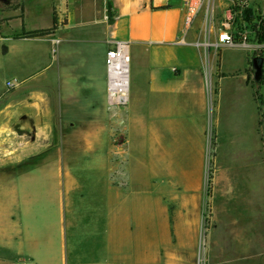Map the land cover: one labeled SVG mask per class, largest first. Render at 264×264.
Masks as SVG:
<instances>
[{
    "label": "crops",
    "instance_id": "0c3cea01",
    "mask_svg": "<svg viewBox=\"0 0 264 264\" xmlns=\"http://www.w3.org/2000/svg\"><path fill=\"white\" fill-rule=\"evenodd\" d=\"M183 19L181 0H0V49L7 81L17 88L7 97L8 117L22 118L26 149L55 151L8 177L47 171L39 200L24 189L21 202H7L5 217L15 223L33 203L40 215L53 207L49 239L5 247L13 257H0V264H37L40 255L54 264H106L113 235L120 245L135 229L140 244L146 227V245L159 242V230L165 239L164 199L183 205L201 196L212 114L214 223L228 227L234 260L252 248L253 259L264 256L263 148L252 94L237 75L248 69L250 53L221 51L209 97L206 56L192 45L201 34L183 33ZM118 41L129 43L130 92L127 106L111 112L105 57ZM192 133L201 143L195 166L176 170L175 149L189 146ZM134 259L159 263L151 251Z\"/></svg>",
    "mask_w": 264,
    "mask_h": 264
},
{
    "label": "rangeland",
    "instance_id": "374dc122",
    "mask_svg": "<svg viewBox=\"0 0 264 264\" xmlns=\"http://www.w3.org/2000/svg\"><path fill=\"white\" fill-rule=\"evenodd\" d=\"M227 5L224 0L216 11V20L214 23L219 22L223 10ZM201 23L197 20L192 28L199 30ZM231 53V52H230ZM235 57H239L240 52H233ZM262 57L264 59V52L250 53V57ZM215 60H210L212 65ZM220 66V60L218 62ZM10 70V69H9ZM8 70V61L5 54H2L0 49V257L12 258L11 252H5L3 249L9 246L16 245L23 242L25 245L36 240L39 245L45 244L49 239L46 228L52 224L53 207L46 206L42 214L35 212L37 207L33 203L29 207V211L21 216L20 219L16 218L14 221L5 219L8 207L7 202L10 198L16 199L17 203L21 202L19 198L26 190L29 198L33 195L40 198L38 181L43 174L46 175V169H40L32 172L31 175L22 177L9 178L10 176L22 172L34 163V158H45L54 156L55 151L44 149H26L24 147V133L22 126V118H9L7 113L8 95L17 92V88L8 86L7 81L11 76ZM253 69L251 62H248V69L239 72L240 77H245L247 88L252 94L255 110L257 115L256 124L259 126L260 142L262 143L263 171L261 172L264 177V63H263V76L259 82H255L253 78ZM214 114L211 118V126L206 125L205 133V160L203 166V179H202V192L197 203L187 202L185 198L183 205L179 200L164 199L168 207V229L167 235L163 239V230L158 231L159 242L150 246L146 245L144 241L147 240L150 234V229L146 228L141 233V243L136 242L135 229L127 231V237L121 238V243L116 244L114 235L111 239L109 255L106 259V264H131L135 261L136 255L142 251H146L153 255H157L159 259L158 264H257V261L264 259L254 258L253 248L248 251L242 252L236 258L233 255V247L230 245V231L228 227L221 222L214 223L213 209L215 205V177H214ZM208 124V123H207ZM240 127L238 126V129ZM32 136V135H30ZM29 135L27 138L30 137ZM187 138V132H186ZM32 140V138L30 139ZM256 138L254 136V140ZM194 142V143H192ZM201 148V143L194 137L192 133L191 144H185V149H175V169H185L188 172L193 166L191 160L194 153ZM36 184V185H35ZM125 182L121 181L124 186ZM10 196V197H9ZM21 199V198H20ZM12 201H14L12 199ZM3 204V206H2ZM8 206V207H7ZM36 206V207H35ZM181 206V208H180ZM195 206V208H194ZM2 207H4L2 209ZM184 207V208H183ZM14 208V207H12ZM183 213H179V210ZM12 212V211H11ZM181 220V221H180ZM18 224L16 226L15 224ZM152 234L157 232L156 224L152 225ZM190 228V229H189ZM131 235V236H130ZM123 236V235H122ZM249 247V246H248ZM261 248V247H260ZM248 249V248H247ZM89 259V257H87ZM86 258V260H87ZM37 264H54L50 260H46L44 255L37 256ZM96 262V261H95Z\"/></svg>",
    "mask_w": 264,
    "mask_h": 264
},
{
    "label": "built area",
    "instance_id": "2783aa9c",
    "mask_svg": "<svg viewBox=\"0 0 264 264\" xmlns=\"http://www.w3.org/2000/svg\"><path fill=\"white\" fill-rule=\"evenodd\" d=\"M224 0H181L184 13L183 33L199 20L201 40L192 45L203 50L206 56V91L209 97L215 92L213 68L218 71L220 53L225 49H239L248 53L264 52V0H226L218 23L216 11ZM215 39L212 40L211 36ZM183 41V40H182ZM180 41V42H182ZM59 41H55L57 44ZM215 60L212 65L210 60ZM106 106L109 111L126 107L130 92L129 43L111 44L105 57ZM15 87V81L8 83ZM122 143L120 147H122Z\"/></svg>",
    "mask_w": 264,
    "mask_h": 264
},
{
    "label": "water",
    "instance_id": "95a60500",
    "mask_svg": "<svg viewBox=\"0 0 264 264\" xmlns=\"http://www.w3.org/2000/svg\"><path fill=\"white\" fill-rule=\"evenodd\" d=\"M251 67L253 69V78L255 82H259L263 76V63L264 59L262 57H252L251 60Z\"/></svg>",
    "mask_w": 264,
    "mask_h": 264
},
{
    "label": "trees",
    "instance_id": "16d2710c",
    "mask_svg": "<svg viewBox=\"0 0 264 264\" xmlns=\"http://www.w3.org/2000/svg\"><path fill=\"white\" fill-rule=\"evenodd\" d=\"M5 47H2V54H5Z\"/></svg>",
    "mask_w": 264,
    "mask_h": 264
}]
</instances>
